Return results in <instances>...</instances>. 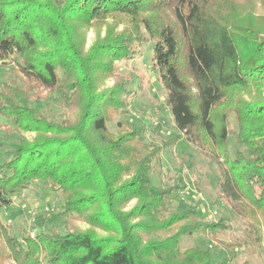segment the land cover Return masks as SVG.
<instances>
[{"label":"trees","instance_id":"obj_1","mask_svg":"<svg viewBox=\"0 0 264 264\" xmlns=\"http://www.w3.org/2000/svg\"><path fill=\"white\" fill-rule=\"evenodd\" d=\"M256 7L257 0H0V61L26 80L0 93V116L35 134L21 136L0 162V254L18 264H229L198 246L181 248L197 232L217 240L228 219L202 222L195 208L171 207L175 188L152 182L164 147L143 143L144 129L131 122L109 129L107 111L126 113L134 94L115 74L117 61L132 60L145 44L175 127L210 150L222 199L264 248V27ZM99 23L107 33L86 50L84 29ZM110 77L114 86L102 88ZM36 87L59 95L61 121L32 107ZM230 135L248 156L233 157ZM38 181L63 198L53 218L66 223L64 232L24 233L21 241L1 212Z\"/></svg>","mask_w":264,"mask_h":264},{"label":"rangeland","instance_id":"obj_2","mask_svg":"<svg viewBox=\"0 0 264 264\" xmlns=\"http://www.w3.org/2000/svg\"><path fill=\"white\" fill-rule=\"evenodd\" d=\"M257 24L264 27V0H257L256 7ZM111 22V21H109ZM127 24H118L117 30L123 31ZM85 30V49L89 50L95 42L106 35V24H95ZM115 74L124 77L130 82L129 88L134 91L130 104L124 114H113L107 111L108 126L111 132L118 131L119 122H131L142 127L144 132L141 141L147 145L164 147L153 165L152 182L159 187H174L175 190L168 203L178 211L195 208L197 219L202 222L220 221L228 219V227L219 231L217 240L212 241L203 232H197L191 237H185L181 241L183 250L190 247H200L204 251L212 253L214 263L223 259H230L229 264H264V248L254 243V235L248 222L244 218L236 216L229 204L222 199L219 189L220 169L211 156L210 150L202 152L191 142H188L174 125L172 116L165 105L167 91L160 82L159 75L152 61V44L143 45L135 58L130 61H117ZM116 79L110 77L102 84V88L113 87ZM25 79L13 70V63L0 61V93L13 86L25 88ZM31 82V81H29ZM32 86H37L31 82ZM38 89V87H36ZM40 95L34 101L32 107L52 121L63 119L61 99L57 93H53L45 87L37 91ZM238 96L248 98L246 93H236ZM37 99V98H36ZM232 126L236 129L234 115L230 117ZM14 125L0 116V162H3L21 136L32 140L34 133L19 132ZM181 137L171 145L168 141L175 137ZM230 151L233 157L241 152L248 156L249 151L244 145L237 142L230 135ZM63 198L37 182L32 189L17 193L13 204L7 206L1 212L2 222L8 225L11 232L22 241L24 233L34 237L40 232L49 233L53 228L64 232V221L54 219L53 215L61 210ZM135 202L130 204V209ZM75 224L82 229L90 228L83 221ZM101 235H107L100 230ZM253 244L245 247L227 248L225 244L235 242L243 243L247 239ZM2 242L0 241V248ZM46 263V260H43ZM1 264H18L7 254H0Z\"/></svg>","mask_w":264,"mask_h":264}]
</instances>
